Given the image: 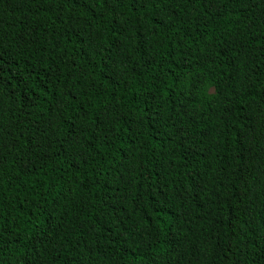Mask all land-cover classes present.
<instances>
[{
  "label": "trees",
  "instance_id": "16d2710c",
  "mask_svg": "<svg viewBox=\"0 0 264 264\" xmlns=\"http://www.w3.org/2000/svg\"><path fill=\"white\" fill-rule=\"evenodd\" d=\"M0 264H264V0H0Z\"/></svg>",
  "mask_w": 264,
  "mask_h": 264
}]
</instances>
